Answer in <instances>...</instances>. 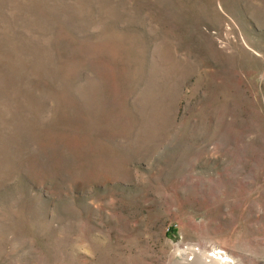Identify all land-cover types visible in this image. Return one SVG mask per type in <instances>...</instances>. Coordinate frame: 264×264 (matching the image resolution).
Returning <instances> with one entry per match:
<instances>
[{"label":"rangeland","instance_id":"rangeland-1","mask_svg":"<svg viewBox=\"0 0 264 264\" xmlns=\"http://www.w3.org/2000/svg\"><path fill=\"white\" fill-rule=\"evenodd\" d=\"M0 264H264V0H0Z\"/></svg>","mask_w":264,"mask_h":264},{"label":"trees","instance_id":"trees-1","mask_svg":"<svg viewBox=\"0 0 264 264\" xmlns=\"http://www.w3.org/2000/svg\"><path fill=\"white\" fill-rule=\"evenodd\" d=\"M171 232L173 231V229L170 230Z\"/></svg>","mask_w":264,"mask_h":264}]
</instances>
